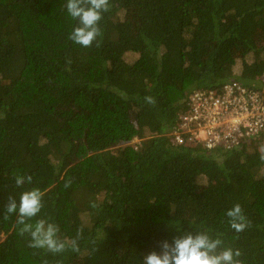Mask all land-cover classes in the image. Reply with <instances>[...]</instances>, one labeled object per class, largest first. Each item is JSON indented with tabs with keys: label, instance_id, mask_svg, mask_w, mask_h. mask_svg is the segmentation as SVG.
I'll use <instances>...</instances> for the list:
<instances>
[{
	"label": "trees",
	"instance_id": "1",
	"mask_svg": "<svg viewBox=\"0 0 264 264\" xmlns=\"http://www.w3.org/2000/svg\"><path fill=\"white\" fill-rule=\"evenodd\" d=\"M66 3L0 0V264H143L190 231L264 264L262 139L224 151L174 136L198 91L264 95V0H110L87 48L68 39ZM34 188L43 206L27 223L58 225L63 252L5 219Z\"/></svg>",
	"mask_w": 264,
	"mask_h": 264
},
{
	"label": "clouds",
	"instance_id": "2",
	"mask_svg": "<svg viewBox=\"0 0 264 264\" xmlns=\"http://www.w3.org/2000/svg\"><path fill=\"white\" fill-rule=\"evenodd\" d=\"M65 7L71 18L78 21V26L71 31L68 39L82 47L92 46L97 37L102 36L100 21L103 14L110 9V0H67ZM26 180L31 183L32 177L15 176L17 187L23 186ZM42 195L38 188L24 191L20 195L19 204L16 199L9 197L5 205V219L9 214H17L18 224L24 226L21 233L27 232L31 236L30 247L46 248L52 253L63 252L65 243L58 238L60 231L58 225L44 219L38 220L34 225L27 223L41 212ZM226 215L232 229L237 232L244 230L245 217L239 204L228 210ZM75 243L73 241V250L78 251ZM221 244V239H213L207 231L184 232L171 242L167 240L161 242L160 252L153 251L145 256L143 264H241L236 259L241 256V252L232 248L221 249Z\"/></svg>",
	"mask_w": 264,
	"mask_h": 264
},
{
	"label": "built area",
	"instance_id": "3",
	"mask_svg": "<svg viewBox=\"0 0 264 264\" xmlns=\"http://www.w3.org/2000/svg\"><path fill=\"white\" fill-rule=\"evenodd\" d=\"M190 107L174 131L179 144L184 136L208 150L233 151L248 137L264 145V96L237 82L219 91H198L190 95Z\"/></svg>",
	"mask_w": 264,
	"mask_h": 264
},
{
	"label": "rangeland",
	"instance_id": "4",
	"mask_svg": "<svg viewBox=\"0 0 264 264\" xmlns=\"http://www.w3.org/2000/svg\"><path fill=\"white\" fill-rule=\"evenodd\" d=\"M120 17L123 18V17H124V13H120ZM252 60H253V59H249V62H251ZM241 69H242V62L239 61V62L237 63L236 68H235V74H237V75L240 74Z\"/></svg>",
	"mask_w": 264,
	"mask_h": 264
}]
</instances>
